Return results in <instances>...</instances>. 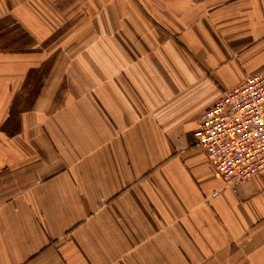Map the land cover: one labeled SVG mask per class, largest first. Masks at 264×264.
I'll list each match as a JSON object with an SVG mask.
<instances>
[{
  "label": "crops",
  "instance_id": "obj_1",
  "mask_svg": "<svg viewBox=\"0 0 264 264\" xmlns=\"http://www.w3.org/2000/svg\"><path fill=\"white\" fill-rule=\"evenodd\" d=\"M252 74L264 0H0V264H264V184L193 147Z\"/></svg>",
  "mask_w": 264,
  "mask_h": 264
},
{
  "label": "built area",
  "instance_id": "obj_2",
  "mask_svg": "<svg viewBox=\"0 0 264 264\" xmlns=\"http://www.w3.org/2000/svg\"><path fill=\"white\" fill-rule=\"evenodd\" d=\"M193 147L225 186L264 184V74H252L224 92L200 115Z\"/></svg>",
  "mask_w": 264,
  "mask_h": 264
}]
</instances>
